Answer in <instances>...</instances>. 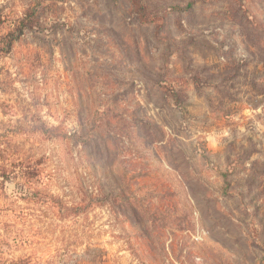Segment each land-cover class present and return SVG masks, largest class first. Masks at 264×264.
<instances>
[{
	"label": "rangeland",
	"instance_id": "rangeland-1",
	"mask_svg": "<svg viewBox=\"0 0 264 264\" xmlns=\"http://www.w3.org/2000/svg\"><path fill=\"white\" fill-rule=\"evenodd\" d=\"M131 3L0 0V264H264V0Z\"/></svg>",
	"mask_w": 264,
	"mask_h": 264
},
{
	"label": "trees",
	"instance_id": "trees-1",
	"mask_svg": "<svg viewBox=\"0 0 264 264\" xmlns=\"http://www.w3.org/2000/svg\"><path fill=\"white\" fill-rule=\"evenodd\" d=\"M132 7H134L137 16L139 17L141 24L147 25L154 23L155 20H152L145 15H141L145 11L144 5L141 4V0H131ZM190 7L193 6V3L189 5ZM178 9V8H177ZM175 9V10H177ZM27 27V19H23L19 22V25L16 27V30L11 32L8 36L9 40L7 43V49L9 50L13 47L14 43L17 42L21 36L23 35L24 29Z\"/></svg>",
	"mask_w": 264,
	"mask_h": 264
}]
</instances>
